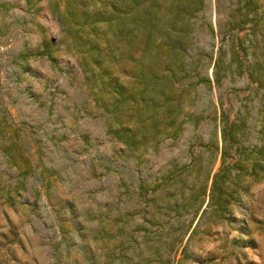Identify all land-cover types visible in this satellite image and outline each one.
<instances>
[{"label": "rangeland", "instance_id": "1", "mask_svg": "<svg viewBox=\"0 0 264 264\" xmlns=\"http://www.w3.org/2000/svg\"><path fill=\"white\" fill-rule=\"evenodd\" d=\"M177 1L129 0L145 21L113 80L131 79L133 52L143 81L179 56L183 66L176 134L127 146L72 37L105 53L107 20L76 24L64 0H0V264H264V0ZM111 2L89 1V14L108 16ZM233 118L240 163L262 169L232 167L220 206L212 178Z\"/></svg>", "mask_w": 264, "mask_h": 264}, {"label": "trees", "instance_id": "2", "mask_svg": "<svg viewBox=\"0 0 264 264\" xmlns=\"http://www.w3.org/2000/svg\"><path fill=\"white\" fill-rule=\"evenodd\" d=\"M89 1L92 2V0ZM89 1L64 0V3L68 15L73 17L76 24L78 21L85 23L88 17L91 19L95 14L96 18L90 20V23L95 22L97 25L99 15H102L101 20H107L109 28L103 36L105 39L108 36L105 53H103L104 47L97 44L92 35L90 38H88L89 36L86 38L82 35L79 36V32H74L72 37L74 42L79 40L81 47H85L86 67L96 70L92 75L95 74L99 79V84L94 99L107 112L109 131L127 146L136 145L149 137L152 139L161 132L163 136L175 135L180 127L179 123L175 124L177 102L180 100V94L176 92V83L177 75L183 66L182 57L179 56L178 50L175 52V57L179 56L181 61H173L172 66L167 64L162 69L158 68L155 72L151 71V80L148 79V81H143V61L133 52L130 54L133 65L128 76L131 79L128 78L124 84L122 81H118V77H116L115 82L113 80L115 76L111 73V65L115 60L114 58L124 56L127 53V46L135 45L134 40L136 38L140 41L136 27L139 25L143 28L145 21V19L143 21V12L137 19L135 11H133L136 4L131 5L129 0H113L108 16L104 17L103 13L99 12L100 9L89 14V10H91L88 6ZM99 1L102 2V0ZM137 1L139 3V0H134L135 3ZM182 2V0H178L175 3L179 10L184 5ZM170 7L173 9L174 4H171ZM56 9L57 5L52 8V11L54 12ZM153 24L155 25V23ZM94 28L92 29L94 33H98ZM113 44L115 45L113 46ZM158 47L159 45L153 47L152 53L156 54ZM167 74H169L168 77ZM239 129L236 118L224 120L221 127L222 143L219 151L221 163L213 174L211 186V199L216 205L222 206V204L233 199L234 188L228 189L232 179L226 178L232 167L238 166L240 173L253 175H255L257 167L262 169V163L256 158L251 162L250 167L245 163H240V156L243 154L244 147L239 140ZM257 152L260 157H264L263 143Z\"/></svg>", "mask_w": 264, "mask_h": 264}]
</instances>
